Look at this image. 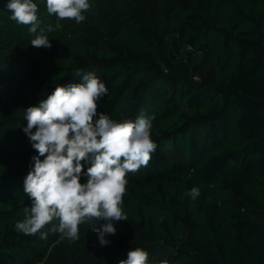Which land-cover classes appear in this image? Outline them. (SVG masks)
Segmentation results:
<instances>
[{
    "label": "trees",
    "instance_id": "obj_1",
    "mask_svg": "<svg viewBox=\"0 0 264 264\" xmlns=\"http://www.w3.org/2000/svg\"><path fill=\"white\" fill-rule=\"evenodd\" d=\"M33 2L41 26L54 27L46 0ZM6 3L0 264H118L136 247L168 264H264V0H89L85 21H60L48 33L50 49L30 45ZM78 72L108 89L98 114L155 116L158 148L148 167L126 176L127 221L114 224L106 246L93 231L103 220L81 223L74 242L15 230L31 206L23 182L38 155L22 131L24 110L58 85L80 83ZM193 187L195 200L186 195Z\"/></svg>",
    "mask_w": 264,
    "mask_h": 264
},
{
    "label": "clouds",
    "instance_id": "obj_2",
    "mask_svg": "<svg viewBox=\"0 0 264 264\" xmlns=\"http://www.w3.org/2000/svg\"><path fill=\"white\" fill-rule=\"evenodd\" d=\"M5 7L12 21L28 28L34 37L32 47L50 49L48 33L60 29V21H85L82 13L91 5L89 0H46L48 15L55 14L57 19L54 27L46 28L41 26L33 0H7ZM77 75L80 83L58 85L46 99L24 110L27 124L22 131L38 155L31 158L34 165L23 182L31 206L23 209V219L15 224V230L41 239L50 231L74 242L79 239L81 223L103 220L93 231L106 246L110 243L106 236L116 232L114 224L127 221L121 207L126 176L148 167L158 148L151 138L155 116L141 113L134 121H117L98 114V102L108 93L105 83L93 72ZM85 164L90 165L86 171ZM186 195L195 200L200 190L193 187ZM149 255L136 247L118 264H168L152 261Z\"/></svg>",
    "mask_w": 264,
    "mask_h": 264
},
{
    "label": "rangeland",
    "instance_id": "obj_3",
    "mask_svg": "<svg viewBox=\"0 0 264 264\" xmlns=\"http://www.w3.org/2000/svg\"><path fill=\"white\" fill-rule=\"evenodd\" d=\"M84 170H85V168H84Z\"/></svg>",
    "mask_w": 264,
    "mask_h": 264
}]
</instances>
